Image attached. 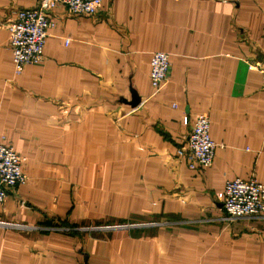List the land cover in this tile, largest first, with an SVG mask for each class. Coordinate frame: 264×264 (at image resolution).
<instances>
[{
	"label": "crops",
	"instance_id": "1",
	"mask_svg": "<svg viewBox=\"0 0 264 264\" xmlns=\"http://www.w3.org/2000/svg\"><path fill=\"white\" fill-rule=\"evenodd\" d=\"M36 4L0 0V141L27 175L0 204V264H264V215L221 208L227 180L264 184V80L249 68L264 63V0L57 6L43 60L14 76L7 24ZM155 51L170 56L157 92ZM196 114L217 146L190 169L177 150ZM113 217L145 225L75 231Z\"/></svg>",
	"mask_w": 264,
	"mask_h": 264
},
{
	"label": "built area",
	"instance_id": "2",
	"mask_svg": "<svg viewBox=\"0 0 264 264\" xmlns=\"http://www.w3.org/2000/svg\"><path fill=\"white\" fill-rule=\"evenodd\" d=\"M36 6L18 8L8 22V45L13 62V74L19 76L26 65L43 60V47L51 26L47 10L63 6L71 14L94 15L101 0H36ZM68 40H66V43ZM250 69L260 72L264 80V63L249 64ZM170 69V56L166 52H152L149 59V80L154 92L163 87ZM189 131L177 155L188 168L209 166L217 144L209 136V118L205 114L183 116ZM25 158L16 153L6 140L0 141V204L4 202L9 188L20 186L27 180L24 171ZM221 208L227 220L259 218L264 215V184L250 178H234L224 184ZM14 227L24 228L22 224Z\"/></svg>",
	"mask_w": 264,
	"mask_h": 264
},
{
	"label": "rangeland",
	"instance_id": "3",
	"mask_svg": "<svg viewBox=\"0 0 264 264\" xmlns=\"http://www.w3.org/2000/svg\"><path fill=\"white\" fill-rule=\"evenodd\" d=\"M98 220H101V219L95 218L93 222H89L88 224H79V226L76 227L75 231L77 232V234L81 235V237H85L86 236L85 233L98 234V232H102V231H119L121 229H125L128 227L134 228L135 226L145 225V222H137V221L134 222V221H129V220H122V221L119 220L118 221V220H115L114 217L110 221H98ZM23 227L24 229L28 228L26 225H24ZM15 228H18V227H15ZM60 228L61 230H66L67 227L62 226Z\"/></svg>",
	"mask_w": 264,
	"mask_h": 264
}]
</instances>
